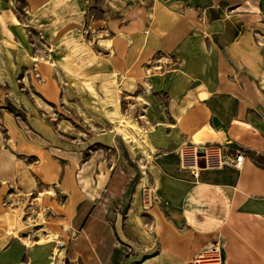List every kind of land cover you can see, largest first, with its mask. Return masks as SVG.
I'll use <instances>...</instances> for the list:
<instances>
[{
  "label": "rangeland",
  "instance_id": "obj_1",
  "mask_svg": "<svg viewBox=\"0 0 264 264\" xmlns=\"http://www.w3.org/2000/svg\"><path fill=\"white\" fill-rule=\"evenodd\" d=\"M174 7L0 0V247L17 240L27 250L7 264H22L43 244L49 264H92L93 248L114 235L125 242L111 264H150L122 223L133 217L151 241L157 231L136 203L152 186L151 117L167 97L148 81L168 62L161 68L159 52L144 42ZM155 103L159 109L146 111Z\"/></svg>",
  "mask_w": 264,
  "mask_h": 264
},
{
  "label": "crops",
  "instance_id": "obj_2",
  "mask_svg": "<svg viewBox=\"0 0 264 264\" xmlns=\"http://www.w3.org/2000/svg\"><path fill=\"white\" fill-rule=\"evenodd\" d=\"M173 2L157 35L144 42L153 45L151 54L159 52L161 68L168 62L148 81L155 94L167 93L158 104L163 112L151 117L153 149L146 147L154 200L148 207L139 198L136 203L146 207L157 231L151 241L137 220L126 217L125 237L144 247L139 256L151 255L150 264H189L217 240L221 264H264V0ZM184 144L207 147L210 161L218 154L223 162L201 167L195 177L180 166L177 150ZM237 151L240 168L232 165ZM123 240L114 235L93 248L91 263L111 264ZM48 250L34 246L36 255L22 264H49ZM26 251L17 240L4 244L0 264Z\"/></svg>",
  "mask_w": 264,
  "mask_h": 264
},
{
  "label": "built area",
  "instance_id": "obj_3",
  "mask_svg": "<svg viewBox=\"0 0 264 264\" xmlns=\"http://www.w3.org/2000/svg\"><path fill=\"white\" fill-rule=\"evenodd\" d=\"M206 148L207 147L194 144H184L183 147L178 148L177 154L180 160V166L183 169H188L191 174L197 177L198 171L201 167H214L221 165L223 159H221L218 154H214V162L210 161L209 156H211V150ZM242 157L243 154L241 151L235 152L233 155L234 159L232 161V165L236 168H240L243 160ZM199 158L204 159V163L202 166L200 165V163L198 164ZM141 190V205L146 206L154 200L152 190L148 185H144ZM57 242L58 244H63V241ZM218 245V240L214 241V243L210 245V247L193 256L191 260L197 264H221L220 247Z\"/></svg>",
  "mask_w": 264,
  "mask_h": 264
}]
</instances>
